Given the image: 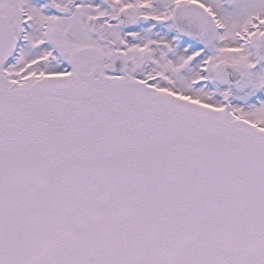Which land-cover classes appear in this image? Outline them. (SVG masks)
Instances as JSON below:
<instances>
[{
  "label": "snow or ice",
  "instance_id": "snow-or-ice-1",
  "mask_svg": "<svg viewBox=\"0 0 264 264\" xmlns=\"http://www.w3.org/2000/svg\"><path fill=\"white\" fill-rule=\"evenodd\" d=\"M0 264H264V0H0Z\"/></svg>",
  "mask_w": 264,
  "mask_h": 264
}]
</instances>
